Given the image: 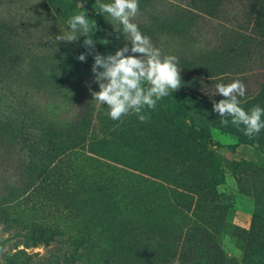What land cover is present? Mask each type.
Here are the masks:
<instances>
[{
  "label": "rangeland",
  "instance_id": "obj_1",
  "mask_svg": "<svg viewBox=\"0 0 264 264\" xmlns=\"http://www.w3.org/2000/svg\"><path fill=\"white\" fill-rule=\"evenodd\" d=\"M78 3H82L84 9L78 7ZM231 3L226 6V11L233 7ZM97 9L96 0H0V201L8 204L11 215L20 219L18 221L21 223H49L58 225L64 231L75 232L80 227L86 229V222L82 218L72 217V213L81 214L85 211L95 225L89 207L99 206L100 202L95 199L97 194L80 196L87 198L90 205L79 199L77 210L82 211H76L73 203L67 198L65 200V195L55 197L52 193L39 192L35 196L29 190L21 192L18 189L23 167H35V164L26 163L25 156L18 154L22 138L27 133L33 135L41 126H45L47 132L44 140L59 146L53 150L56 159L50 163L57 162L65 172L70 168L74 174H83L82 177L85 176L84 173L92 176L96 174L98 183H101L99 177L107 175L112 179L111 176L115 174V180L124 183L126 192L129 191L135 197L132 201L140 212L138 218L155 234L172 237L181 234L178 233L179 229L182 226L185 228L187 224L204 226L224 254L225 264H255L256 259L252 254L254 246L250 245V239L257 237L259 233L252 236L249 232L254 201L251 193L243 191L233 174L222 167L220 169L224 172V182L217 187L219 197L212 205L207 200L202 202L204 208L200 210L203 218L190 216L191 210L184 211L182 205L181 209L178 208L179 201L182 203V200H175L173 185L163 179L171 173V168L166 169L162 163L167 158L166 142L159 144L158 151L155 142L147 138L154 133L147 126L148 121L155 117L146 122L138 120L134 127L127 129L120 126L121 120H115L114 123L106 114L108 108L92 100L89 85L93 91L99 90L98 84L93 82V55L89 54L84 62L77 59L80 53L88 51L83 46L85 37L81 36L71 43L55 42L54 38L60 32L70 31L68 19L83 10L97 23L94 34V39L97 40L96 51L102 54L115 53L117 46L123 47L127 41L122 25L111 17H105ZM221 16L223 19L219 20ZM169 17H172L171 13L159 3L149 1L148 4L145 0H139V13L135 22L139 26L142 23L151 27L153 34L142 32L164 54L179 57L183 85L184 82L200 77L196 70L201 72L212 67L216 69V73H222L221 80L209 85L213 90H216L218 83L227 84L234 79H241L246 84L245 95L255 91L263 77L260 72L262 65L259 66L262 57L256 50L253 49V52L251 46L247 48L250 42L243 44L229 36L227 27L237 22L232 20V15H220L216 20L199 13L189 28L174 25ZM103 39H107L109 43H99ZM117 39H123L121 44H114L113 40ZM220 40L222 45L218 48ZM195 92L200 94L198 89ZM86 102L87 106L84 108ZM253 106L256 105L242 107L250 110ZM203 108L213 112L214 118L219 115L213 111L211 102H206ZM85 110L88 116L83 119L87 126L80 137L82 141L77 139L78 142L73 143L69 138L64 140L62 136L58 137L60 130L66 129L65 126ZM210 121H214L213 118ZM218 123L224 129L225 125ZM222 129L213 130L212 133L213 140L218 141L219 145L215 149L221 157L264 166V153L251 144L236 146V137L229 132L219 133ZM103 130L107 132L104 133ZM259 135H264V129ZM34 138L40 141L39 136ZM42 143L44 141L40 142ZM93 148L95 153L90 152ZM121 148L125 149L127 155L121 154ZM128 155L130 162L125 159ZM91 169L94 172L92 174ZM82 180L83 184L91 183L89 178ZM137 195L139 199L136 198ZM195 201L193 199L191 208ZM184 214L188 216L182 220ZM103 219L100 220L102 225L105 223L104 216ZM108 239L112 245V257L118 251L119 258L125 263L132 261L130 256L126 257L123 251L116 248L119 245L118 239L113 234L108 235ZM25 240L22 231L0 225V264H4L8 254L18 249L38 256L50 254V246L39 244L25 247ZM193 248L198 263L207 264L206 257L201 255L203 250L196 249L194 243ZM144 250L140 256H131L135 264H160L148 249ZM259 250V247L255 249ZM262 253L261 259L264 262V247Z\"/></svg>",
  "mask_w": 264,
  "mask_h": 264
},
{
  "label": "trees",
  "instance_id": "obj_2",
  "mask_svg": "<svg viewBox=\"0 0 264 264\" xmlns=\"http://www.w3.org/2000/svg\"><path fill=\"white\" fill-rule=\"evenodd\" d=\"M145 1L148 4L149 1L159 3L164 10L171 13L172 17L169 19L178 27H180L179 25L191 27L199 13L216 20L220 15H232V20H237V22L234 25H229V28L227 27L230 32L229 36L233 40L236 39V42L242 41L243 44L250 42L247 48L251 46L252 51L256 50V53L262 57L259 66L262 65L260 72L263 77L255 91L240 98L241 106L255 104L264 107V0ZM230 3L233 7L226 11ZM221 19H223L222 16L219 20ZM139 27L145 34L148 32L153 34L151 27H146L142 23ZM113 41L114 44H121L123 39ZM218 45V48H221V40ZM117 47L119 48V46ZM207 52L211 51L207 50ZM196 71L199 73V78L191 82H184V85L182 83L177 91L158 101L155 110L147 108L144 110L150 118L155 117L148 121L147 126L152 132L154 130V133L153 136L147 138L155 142L158 151H160L159 144L166 142L167 158L162 160V163L166 169L171 168V173L165 175L163 179L167 180L166 182L170 181L173 185L172 192H174L175 200H182V203L179 201L178 208L182 205L184 211L191 210L190 216L203 218L202 210H200L204 208L202 202L207 200L209 205H212L219 197L217 187L224 182V172L220 169L222 167L233 174L243 191L248 190L251 193L254 201L249 232L252 236L259 234L250 239V245L254 246L252 254L256 259L255 264H264L261 259L263 257L262 247H264V166L229 160L221 157L217 152L215 148L219 144L218 141L213 140L212 133L213 130L223 128L218 123L221 121V117L216 115L214 118L213 112L206 111L203 107L206 102L208 104V102L213 103L212 100L218 102L223 99L220 94H215L216 90L209 87L221 80L222 73H216V69L212 67H207L201 72ZM197 89L200 94L195 92ZM86 106L87 102L84 108ZM104 107L107 108V105L105 104ZM83 115H85L84 118ZM86 116L88 113L85 110L81 115L76 116L72 120L73 122L67 124L66 129L60 130L58 137L62 136L64 140L69 138L73 143H77V139L81 142L80 137L84 134L83 129L87 126L86 121L83 120ZM212 118L214 121L211 122ZM138 120L136 114H129L122 117L119 123L120 126L127 129L134 127L133 125ZM228 120L229 124L221 130L222 132L219 130V133L229 132L233 137H236V146L251 144L264 153V135L258 134L250 139L244 135L243 125L237 128L231 124L230 117ZM46 132L45 126H41V129L33 135L27 133L22 138L23 143L18 149V154L25 156L26 163L35 164V167L33 169L23 167L22 181L19 182L18 189L21 192L29 190V193L35 196H38L39 192L52 193L55 197L65 195V200L67 198L71 204L73 203L76 211H82V209L77 210L79 199L90 205L87 198L80 196L97 194L95 199L98 203L100 202L99 206L89 207L95 225L91 222L89 213L85 211H82L81 214L72 213V217L82 218L86 222V229L80 227L75 232L64 231L58 225L49 223H21L18 221L20 219L11 215L7 207L8 204L0 201V225L15 231H22L26 237L25 247L39 244L50 246L48 255L38 256L37 254H28L23 249L15 250L6 256L4 264H135L131 256H140L145 252V248L160 264H199L194 253L193 243L196 249L203 250L201 255L206 257L207 264H225L224 254L209 234V230L204 226L187 224L185 228L182 226L181 230L179 229L178 233L181 234L172 237L155 234L138 218L140 212L133 206L132 201L135 197L129 194V191L126 192L124 183L115 180V174L111 176L112 179L107 175L99 177L101 183H98L96 174L92 176L84 173L85 176L82 177L83 174H74L70 168L65 172L61 166L57 165V162L50 163L56 159L52 152L59 146L44 140ZM103 132L106 133L107 130H103ZM35 136H39L40 141H37ZM42 141L44 143L40 144ZM93 151H95L94 148L90 150L95 153ZM120 152L127 155L124 148H121ZM125 159L130 162L129 155ZM111 168L114 169L112 166ZM93 170L96 169L93 168ZM93 170L91 169V174L94 173ZM253 177L257 178L253 179ZM83 178H89L91 183L83 184ZM97 188L99 189L96 190ZM136 198L139 199V196L137 195ZM193 199L196 201L194 207L191 208ZM180 209L179 211L182 212ZM103 216L105 223L102 225L100 220L103 219ZM187 216L184 214L182 220ZM112 234L118 239L119 245L116 248L123 251L126 257L130 256L131 262L125 263L119 258L118 251L114 257L111 256L113 252L108 235ZM257 247L260 248L259 251H255ZM137 259L139 261V258Z\"/></svg>",
  "mask_w": 264,
  "mask_h": 264
},
{
  "label": "clouds",
  "instance_id": "obj_3",
  "mask_svg": "<svg viewBox=\"0 0 264 264\" xmlns=\"http://www.w3.org/2000/svg\"><path fill=\"white\" fill-rule=\"evenodd\" d=\"M96 4L100 13L122 25L127 41L123 47L118 48L115 53L102 54L96 51L97 40L94 39V34L97 23L83 10L68 19L70 31L60 32L54 40L57 44L61 41L71 43L81 36L85 37L83 46L88 51L80 53L77 59L84 62L89 54L94 57L93 82L98 84L99 90L93 91L89 85L92 100L106 104V114L112 120H121L124 116L136 114L140 122H146L150 117L144 110H155L158 101L182 86L179 57L164 54L141 31L135 22L139 13V0H96ZM78 7L84 9L82 3H78ZM99 43L107 45L109 41L103 39ZM216 94L223 97L218 102H213V111L221 117V124L227 126V118L230 117L232 125L237 128L244 126V135L250 139L264 129V107L256 105L245 110L241 106L240 98L246 94L243 80L218 83Z\"/></svg>",
  "mask_w": 264,
  "mask_h": 264
}]
</instances>
